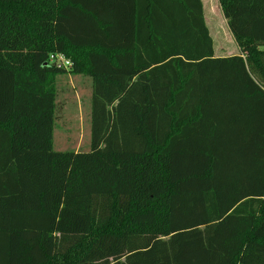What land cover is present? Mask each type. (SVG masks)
Instances as JSON below:
<instances>
[{"label": "trees", "instance_id": "1", "mask_svg": "<svg viewBox=\"0 0 264 264\" xmlns=\"http://www.w3.org/2000/svg\"><path fill=\"white\" fill-rule=\"evenodd\" d=\"M219 2L245 58L201 0H0V264H264V0ZM59 75L86 152L53 148Z\"/></svg>", "mask_w": 264, "mask_h": 264}, {"label": "rangeland", "instance_id": "2", "mask_svg": "<svg viewBox=\"0 0 264 264\" xmlns=\"http://www.w3.org/2000/svg\"><path fill=\"white\" fill-rule=\"evenodd\" d=\"M215 38H223L220 30H212ZM56 121L53 148L57 152H86L91 144L90 78L78 75L57 77Z\"/></svg>", "mask_w": 264, "mask_h": 264}, {"label": "crops", "instance_id": "3", "mask_svg": "<svg viewBox=\"0 0 264 264\" xmlns=\"http://www.w3.org/2000/svg\"><path fill=\"white\" fill-rule=\"evenodd\" d=\"M201 2L203 5V12L206 25L213 39L215 57L224 58L240 55L245 58L246 55L243 54L241 48L239 47L235 38L229 30L228 21L223 15L219 0H201ZM212 30L222 31L224 33L223 38H215L212 33Z\"/></svg>", "mask_w": 264, "mask_h": 264}, {"label": "built area", "instance_id": "4", "mask_svg": "<svg viewBox=\"0 0 264 264\" xmlns=\"http://www.w3.org/2000/svg\"><path fill=\"white\" fill-rule=\"evenodd\" d=\"M49 62L53 65H55L57 68L59 69H69L72 66V63L70 60H68L67 58H65L63 55L61 54H55V55H51L49 57Z\"/></svg>", "mask_w": 264, "mask_h": 264}]
</instances>
